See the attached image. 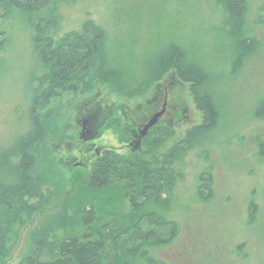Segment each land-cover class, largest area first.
Here are the masks:
<instances>
[{
	"label": "rangeland",
	"instance_id": "1",
	"mask_svg": "<svg viewBox=\"0 0 264 264\" xmlns=\"http://www.w3.org/2000/svg\"><path fill=\"white\" fill-rule=\"evenodd\" d=\"M247 1L242 34L256 37L260 44L239 70L233 64L237 41L224 29V15L216 0L72 1L59 7L63 19L49 29L45 39L59 42L93 19L106 29L109 54L118 67L134 71L158 57L170 42H178L201 53L204 64L214 72L218 87L212 103L217 126L204 149H196L187 158L186 180L177 186L168 210L180 233L157 255L169 264H264V116L258 117L264 113L260 106L264 99V0ZM6 26L10 41L0 61V147L11 146L29 128L31 80L45 73L26 17L17 15ZM54 107L59 109L57 127L47 132L39 155L45 194L52 201L20 229L7 264L20 261L31 230L60 217L62 202L85 198V177L97 152L99 157L109 149L133 155L155 126L145 137L140 131L161 112L154 129L161 128L162 139L165 127L182 138L203 122L188 86L171 76L139 96L123 97L97 85L91 92L64 94L49 109ZM88 130L91 140L83 141L82 134ZM207 167L213 168L214 196L200 201L196 187ZM98 201L86 204L100 216L110 213L111 207L120 209L114 200L108 199L115 203L110 208Z\"/></svg>",
	"mask_w": 264,
	"mask_h": 264
},
{
	"label": "trees",
	"instance_id": "2",
	"mask_svg": "<svg viewBox=\"0 0 264 264\" xmlns=\"http://www.w3.org/2000/svg\"><path fill=\"white\" fill-rule=\"evenodd\" d=\"M72 1L77 0H0V61L10 41L6 24L23 15L33 29L35 49L41 51L45 69L43 75L31 80L29 128L11 146L0 147V264H7L21 236L20 229L52 201L45 194L39 155L47 132L57 127L59 109H49L53 101H60L66 93L91 92L97 85L107 86L113 94L135 97L171 76L176 83L188 86L203 113L201 125L188 129L182 138L165 127L163 139L161 128L155 126L130 156L114 149L104 151L86 174L85 198L62 202L60 217L31 230L17 263L169 264L157 253L173 244L180 233L168 210L177 186L186 180L187 158L196 149H204L216 129L217 112L212 103L218 87L216 77L201 53L178 42H170L158 57L134 71L118 67L109 54L112 49L106 29L93 19L84 21L80 30L71 31L59 42H45L49 29L63 19L59 7ZM216 4L224 15V29L228 28L229 36L237 41L233 64L239 70L260 44L256 37L242 34L248 1L216 0ZM260 106L264 108V99ZM214 184L213 168L207 167L196 187L200 201L212 199ZM108 199L120 209L114 210L111 206L115 203ZM97 200L111 207L110 213L100 216L97 209L86 204ZM255 208L252 203L251 212Z\"/></svg>",
	"mask_w": 264,
	"mask_h": 264
},
{
	"label": "water",
	"instance_id": "3",
	"mask_svg": "<svg viewBox=\"0 0 264 264\" xmlns=\"http://www.w3.org/2000/svg\"><path fill=\"white\" fill-rule=\"evenodd\" d=\"M163 115V112H161V113H158V114H156L151 120H150V122L143 128V130L142 131H140L141 133V137H145L147 134H148V131L151 129V128H153L154 126H156L157 124H158V122H159V119H160V117ZM91 134H90V132H89V130H88V132L87 133H83L82 134V139H83V141H90L91 140V136H90ZM139 139H141V138H139ZM139 142V141H138Z\"/></svg>",
	"mask_w": 264,
	"mask_h": 264
},
{
	"label": "flooded vegetation",
	"instance_id": "4",
	"mask_svg": "<svg viewBox=\"0 0 264 264\" xmlns=\"http://www.w3.org/2000/svg\"><path fill=\"white\" fill-rule=\"evenodd\" d=\"M164 115H165V114H164ZM152 117H153V116H152ZM163 117H164V116H163ZM150 119H151V118H150ZM150 119H149V120H150ZM162 119H163V118H161V120H160L161 124L163 123V122H162V121H163ZM147 122H148V121H147ZM147 122H146V123H147ZM144 126H145V125H144ZM144 126H142V127H144ZM137 133H138V132H136L135 135H137ZM138 136H139V133H138L137 137H138ZM97 153H98V154H97V157L99 158V155H100V154H99V152H97ZM103 153H104V152H103ZM103 153L101 154V156L103 155ZM101 156H100V157H101Z\"/></svg>",
	"mask_w": 264,
	"mask_h": 264
}]
</instances>
